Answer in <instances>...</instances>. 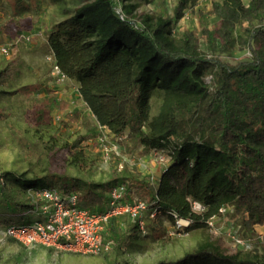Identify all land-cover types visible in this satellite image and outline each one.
I'll return each instance as SVG.
<instances>
[{"label":"trees","instance_id":"1","mask_svg":"<svg viewBox=\"0 0 264 264\" xmlns=\"http://www.w3.org/2000/svg\"><path fill=\"white\" fill-rule=\"evenodd\" d=\"M152 1L94 0L54 24L48 45L55 65L77 84L100 126L141 147L144 156L163 151L170 157L158 184L114 172L106 182L58 176L59 187L24 186L78 193L81 208L104 211L117 186L125 185L133 202L136 183L147 192L152 211L188 221L187 232L209 227L222 209H231L227 213L251 234L264 227V25L249 24L264 0L216 3L209 14L219 23L202 29L208 53L192 30H185L180 42L171 37L200 0H178L172 16L139 21L137 2ZM10 30V24L0 25V35ZM238 46L249 50V60L232 65L216 56ZM209 76L212 83L206 82ZM157 94L165 101L153 116L151 99ZM193 202L203 210L194 211ZM122 244L119 239L117 247ZM259 247L261 254L243 256L206 244L158 264H264V238Z\"/></svg>","mask_w":264,"mask_h":264},{"label":"rangeland","instance_id":"2","mask_svg":"<svg viewBox=\"0 0 264 264\" xmlns=\"http://www.w3.org/2000/svg\"><path fill=\"white\" fill-rule=\"evenodd\" d=\"M93 1L0 0V25H11L9 33L0 35V264H158L181 259L206 244L227 254H261L263 229L247 234L238 219L228 213L209 227L188 232L184 223L178 225L164 214L152 219L150 212L144 213L143 230L136 228L129 216H122L110 222L102 250L97 253L40 242L29 245L23 239L7 236L9 224L27 222L20 216L30 208V189L36 188H25L26 184L59 187L58 176L99 183L110 180L117 172L126 178L139 175L140 180L156 186L167 165L165 159L144 156L141 147L126 137L101 130L77 84L69 79L60 81L54 71L48 45L53 25ZM177 2H137L134 15L139 21L151 17L155 22L162 15L172 16ZM222 2L200 0L189 8L173 29L172 39L180 42L184 31L192 30L199 37L201 51L208 53L202 29L219 23V18L209 13ZM243 2L249 5L250 0ZM249 25H264V4ZM216 56L238 65L249 60L251 53L238 46L231 53ZM206 82L212 83V77H207ZM164 101L159 94L152 97L153 116ZM104 135L107 143L102 144ZM106 147L110 152L107 158ZM135 186L134 197L148 201L147 192L136 183ZM119 239L123 244L117 247Z\"/></svg>","mask_w":264,"mask_h":264},{"label":"built area","instance_id":"3","mask_svg":"<svg viewBox=\"0 0 264 264\" xmlns=\"http://www.w3.org/2000/svg\"><path fill=\"white\" fill-rule=\"evenodd\" d=\"M54 71L60 81L67 79L56 65ZM100 129L107 128L100 126ZM101 143H107L105 135L101 137ZM104 151L107 158L109 149L106 147ZM152 155L165 159L167 165L170 162V157L163 151H154ZM122 167L121 164L120 168ZM127 194L125 185L117 186L109 192L107 207L104 211H91L80 207L78 193H64L57 188L30 189L32 198L30 205L33 208L21 215L23 218L33 220L29 223L9 224L7 236L23 239L29 245L40 242L52 247L97 253L102 250L108 225L113 219L129 216L138 228L143 230L145 228L144 213L150 212L152 219L160 215L157 210L152 211L145 200L135 198L133 202H129ZM193 210L201 212L203 207L193 202ZM230 210L222 209L221 213L226 214ZM216 219L217 217L211 219L208 222L209 226L213 225ZM174 221L178 225L184 223L183 226L187 227L190 224L186 220L175 219Z\"/></svg>","mask_w":264,"mask_h":264},{"label":"crops","instance_id":"4","mask_svg":"<svg viewBox=\"0 0 264 264\" xmlns=\"http://www.w3.org/2000/svg\"><path fill=\"white\" fill-rule=\"evenodd\" d=\"M258 229H260L261 231H262V229H263V231H264V227H256V230H258Z\"/></svg>","mask_w":264,"mask_h":264}]
</instances>
